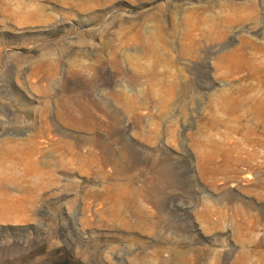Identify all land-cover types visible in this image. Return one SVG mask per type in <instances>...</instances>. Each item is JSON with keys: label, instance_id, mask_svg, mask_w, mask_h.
Here are the masks:
<instances>
[{"label": "rangeland", "instance_id": "1", "mask_svg": "<svg viewBox=\"0 0 264 264\" xmlns=\"http://www.w3.org/2000/svg\"><path fill=\"white\" fill-rule=\"evenodd\" d=\"M0 264H264V0H0Z\"/></svg>", "mask_w": 264, "mask_h": 264}]
</instances>
